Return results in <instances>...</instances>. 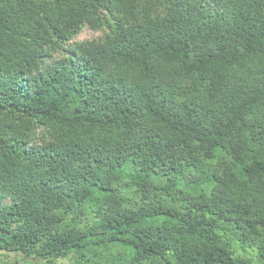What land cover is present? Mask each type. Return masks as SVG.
Segmentation results:
<instances>
[{
    "label": "trees",
    "instance_id": "trees-1",
    "mask_svg": "<svg viewBox=\"0 0 264 264\" xmlns=\"http://www.w3.org/2000/svg\"><path fill=\"white\" fill-rule=\"evenodd\" d=\"M0 251L264 264V0H0Z\"/></svg>",
    "mask_w": 264,
    "mask_h": 264
},
{
    "label": "rangeland",
    "instance_id": "rangeland-1",
    "mask_svg": "<svg viewBox=\"0 0 264 264\" xmlns=\"http://www.w3.org/2000/svg\"><path fill=\"white\" fill-rule=\"evenodd\" d=\"M102 35H103V30H93L85 26L71 42L90 40ZM0 259H2V261H9V262L18 261L19 263L36 262V259L32 257H26L21 252L0 251ZM60 261L64 264H70V262H72L70 258H65L64 260L61 259L57 260L58 263H60Z\"/></svg>",
    "mask_w": 264,
    "mask_h": 264
}]
</instances>
